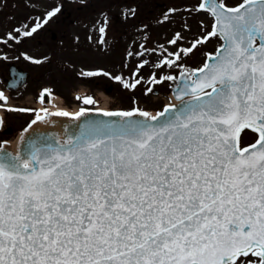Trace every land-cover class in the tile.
<instances>
[{
  "label": "snow or ice",
  "instance_id": "obj_1",
  "mask_svg": "<svg viewBox=\"0 0 264 264\" xmlns=\"http://www.w3.org/2000/svg\"><path fill=\"white\" fill-rule=\"evenodd\" d=\"M198 10L214 17L204 41L222 44L165 119L0 150V264H236L249 254L264 264V0H203ZM137 113L149 117L104 114ZM243 129L258 133L255 144L240 147Z\"/></svg>",
  "mask_w": 264,
  "mask_h": 264
},
{
  "label": "rangeland",
  "instance_id": "obj_2",
  "mask_svg": "<svg viewBox=\"0 0 264 264\" xmlns=\"http://www.w3.org/2000/svg\"><path fill=\"white\" fill-rule=\"evenodd\" d=\"M10 1L0 0V6L11 9L45 6L50 13L51 9L62 4L81 19L77 23L62 22L65 25L58 26L60 35L65 40L63 47L56 48V44L53 46L54 55H57L54 60L62 66L49 71L50 75L47 74L42 81L53 88V93L63 97V101L55 103V107L140 108L149 109V112L162 110L163 105L170 101V82L173 80L166 77L174 76L171 75L172 70L176 74L185 68L193 69L187 64L197 67L201 65L204 61L201 52L206 47L214 48L219 40L217 36L204 41L213 30L214 21L210 13L198 10V4L202 0H155L153 10L146 7L148 0H47L46 5L41 6L38 0ZM223 2L227 6H236L243 0ZM21 9L15 10L18 19L21 14L28 16L30 13ZM105 18L109 20V27L99 29L98 23L104 22ZM31 22L29 17L25 20V23ZM49 26L54 30L53 20L49 22ZM64 27L68 30L66 35L63 33ZM102 33L105 37L100 36ZM83 38L93 39L94 46L78 49L81 44L79 40ZM97 40L107 41L103 45ZM173 40L175 43H172ZM71 41L78 48L71 46ZM198 41L204 42L197 43ZM31 45L32 42L29 43ZM192 48L191 57L192 51L185 50ZM29 51L32 52L33 49L30 48ZM166 60L171 63H164ZM126 83L136 86L125 87ZM109 89L111 92H108ZM76 92H79L76 95L79 96L78 100H74ZM32 95L35 94L19 91L12 93L11 97L17 104L28 105L34 103V100L27 99ZM88 98L93 103L86 104L84 101ZM15 115L10 114L9 118L12 120ZM255 136L250 130L244 131L243 144L250 143ZM10 140L14 141V138ZM241 261L244 264H259V260L251 254L239 259L236 264H241Z\"/></svg>",
  "mask_w": 264,
  "mask_h": 264
},
{
  "label": "water",
  "instance_id": "obj_3",
  "mask_svg": "<svg viewBox=\"0 0 264 264\" xmlns=\"http://www.w3.org/2000/svg\"><path fill=\"white\" fill-rule=\"evenodd\" d=\"M210 62V61H208ZM185 77L181 76L178 80L179 84L184 83ZM190 98H185L188 100ZM183 101L176 106L177 108L182 106ZM173 111L175 108H171ZM171 112L165 113V116H157L158 119L163 120ZM150 120V118L135 115L133 117H121V116H108L101 113H86L78 118L71 119L69 117H59L53 116L49 117L47 120H40L36 122L28 133L20 140L17 149L18 153H13L9 150L7 145H4L3 151H7L13 155L26 154L29 150L30 145L35 142L37 146L44 143H51L53 140L58 141L60 144L68 143L71 139H75L81 134L82 131H86L90 125H103V124H113L117 122H123L125 120ZM151 123H156V121H150Z\"/></svg>",
  "mask_w": 264,
  "mask_h": 264
},
{
  "label": "flooded vegetation",
  "instance_id": "obj_4",
  "mask_svg": "<svg viewBox=\"0 0 264 264\" xmlns=\"http://www.w3.org/2000/svg\"><path fill=\"white\" fill-rule=\"evenodd\" d=\"M60 13H61V15L64 14L63 8L60 9ZM71 15H73V14L69 13L68 18H71L72 17ZM61 18L64 19L63 16ZM74 19H79V18H76V16H75ZM46 36H47V33H46ZM39 39H41L45 44L44 46H46V43H48V39L46 37H43V35H40ZM1 41H5V38L0 33V42ZM52 41L58 42V39L57 38L52 39ZM40 58H42V54H40ZM9 59L12 60L13 65H15V66L19 67V69L25 70L29 73V79L31 82L30 86H32V85L35 86L34 87V92L36 93V94L34 93L35 95L38 94V90L40 88L46 86V83H43L42 81L47 76V64H45L43 61H41V60L31 61L24 56H11ZM5 61H6V59H5ZM51 62H53V61H51ZM6 64H7V67L10 65L8 63H6ZM1 69H2V73L4 74L5 73L4 72L5 66H3ZM30 86L27 85L25 88L30 89L31 88ZM20 90H23V89H20ZM30 109L33 111L32 108H30ZM24 110L28 111L27 109H24ZM28 115H29L28 113H25L24 111H22L21 113H19V116H15V118L13 117L12 120H14V121L12 122V124L14 126V129L18 125L17 123H20L21 125L24 124L25 121L27 120ZM15 122H17V123H15Z\"/></svg>",
  "mask_w": 264,
  "mask_h": 264
},
{
  "label": "bare ground",
  "instance_id": "obj_5",
  "mask_svg": "<svg viewBox=\"0 0 264 264\" xmlns=\"http://www.w3.org/2000/svg\"><path fill=\"white\" fill-rule=\"evenodd\" d=\"M98 110L105 111V112L109 111V110L103 109V108H98ZM52 112H67L71 116H75V115L79 114L81 112V110L80 109H63L61 107H55V108L53 107ZM147 113L150 115L155 114V113H149V112H147ZM39 116H41V113H39ZM11 144H12V147L15 148L16 141L14 143H11Z\"/></svg>",
  "mask_w": 264,
  "mask_h": 264
}]
</instances>
